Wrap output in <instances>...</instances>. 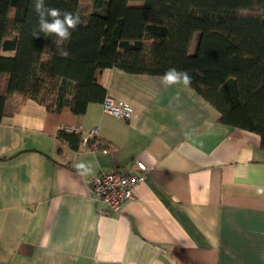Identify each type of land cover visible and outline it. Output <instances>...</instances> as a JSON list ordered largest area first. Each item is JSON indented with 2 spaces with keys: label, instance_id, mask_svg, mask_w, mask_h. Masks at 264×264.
Returning <instances> with one entry per match:
<instances>
[{
  "label": "crops",
  "instance_id": "obj_1",
  "mask_svg": "<svg viewBox=\"0 0 264 264\" xmlns=\"http://www.w3.org/2000/svg\"><path fill=\"white\" fill-rule=\"evenodd\" d=\"M190 52L198 49L194 35ZM107 96L129 103L127 120L91 104L85 115L51 112L21 95L0 121V264H264L261 137L220 122L191 86L105 69ZM61 130L102 150L78 151ZM139 161L147 181L118 213L100 216L92 179ZM76 162L91 163L78 174Z\"/></svg>",
  "mask_w": 264,
  "mask_h": 264
},
{
  "label": "trees",
  "instance_id": "obj_2",
  "mask_svg": "<svg viewBox=\"0 0 264 264\" xmlns=\"http://www.w3.org/2000/svg\"><path fill=\"white\" fill-rule=\"evenodd\" d=\"M46 2L79 16L91 2L94 11L62 58L51 38L32 37L31 0H0V121L10 95L82 116L108 97L100 81L105 69L161 77L176 68L189 72L191 87L217 107L222 124L256 133L264 150V0ZM57 138L74 151L85 140L65 130Z\"/></svg>",
  "mask_w": 264,
  "mask_h": 264
},
{
  "label": "built area",
  "instance_id": "obj_3",
  "mask_svg": "<svg viewBox=\"0 0 264 264\" xmlns=\"http://www.w3.org/2000/svg\"><path fill=\"white\" fill-rule=\"evenodd\" d=\"M102 103L103 112L117 119H129L134 110L129 103L115 101L113 98L107 97ZM96 131H92L86 136L84 144L92 153L102 152L109 154V151L102 150L101 142L96 137ZM146 164L135 161L131 167V173L126 175L120 169L110 172L100 173L91 181V187L94 197L102 204L98 214L100 216H109L112 213L120 212L126 203L134 198L133 190L136 185L143 184L147 181L150 170Z\"/></svg>",
  "mask_w": 264,
  "mask_h": 264
},
{
  "label": "clouds",
  "instance_id": "obj_4",
  "mask_svg": "<svg viewBox=\"0 0 264 264\" xmlns=\"http://www.w3.org/2000/svg\"><path fill=\"white\" fill-rule=\"evenodd\" d=\"M31 11L37 17L31 31L32 37L51 38L57 54L62 58H68L70 53L66 45L71 40L73 31L83 23L79 14L49 7L46 0H31ZM160 82L165 89L174 85H182L186 89L192 84V76L187 70L169 68L160 77ZM74 168L78 174L88 175L92 172L93 166L90 162H76Z\"/></svg>",
  "mask_w": 264,
  "mask_h": 264
},
{
  "label": "rangeland",
  "instance_id": "obj_5",
  "mask_svg": "<svg viewBox=\"0 0 264 264\" xmlns=\"http://www.w3.org/2000/svg\"><path fill=\"white\" fill-rule=\"evenodd\" d=\"M93 11H94V7L91 2L82 3L81 10H80L81 20L83 22L86 21L89 15L92 14Z\"/></svg>",
  "mask_w": 264,
  "mask_h": 264
}]
</instances>
